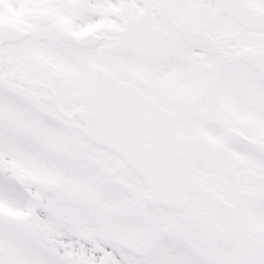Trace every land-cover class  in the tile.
<instances>
[{"label":"snow or ice","instance_id":"1","mask_svg":"<svg viewBox=\"0 0 264 264\" xmlns=\"http://www.w3.org/2000/svg\"><path fill=\"white\" fill-rule=\"evenodd\" d=\"M0 264H264V0H0Z\"/></svg>","mask_w":264,"mask_h":264}]
</instances>
